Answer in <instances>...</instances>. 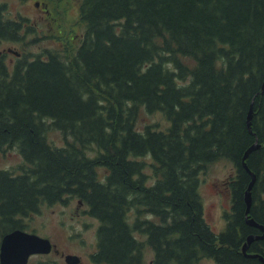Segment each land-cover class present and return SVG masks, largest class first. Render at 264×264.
<instances>
[{
  "label": "trees",
  "instance_id": "1",
  "mask_svg": "<svg viewBox=\"0 0 264 264\" xmlns=\"http://www.w3.org/2000/svg\"><path fill=\"white\" fill-rule=\"evenodd\" d=\"M0 42L23 19H6ZM77 45L0 63V151L18 147L19 172L0 168V224L69 196L99 220L96 262L264 264V0H81ZM253 103L251 129L248 113ZM166 128L137 125L140 108ZM60 131L57 145L48 132ZM256 173L252 205L245 191ZM229 159L232 206L216 232L205 218L201 174ZM10 229V230H11ZM37 264H59L40 260Z\"/></svg>",
  "mask_w": 264,
  "mask_h": 264
},
{
  "label": "rangeland",
  "instance_id": "2",
  "mask_svg": "<svg viewBox=\"0 0 264 264\" xmlns=\"http://www.w3.org/2000/svg\"><path fill=\"white\" fill-rule=\"evenodd\" d=\"M37 1L40 2L39 5ZM3 3L6 4L4 15L6 19L24 20L20 37L11 38L6 35L0 42V49L3 46H12L22 51L20 57L13 52L5 53L2 60L9 69L18 62L19 58L26 56L33 58L37 54L43 56L49 49H62L63 45L70 47L73 44L77 45L81 40L80 37L85 30L84 25L78 23L81 0H0V4ZM148 124L157 128H166L169 120L161 111L149 112L141 107L137 125L144 129ZM48 136L54 144H65L62 133L56 129L50 130ZM23 163L24 158L17 146L11 147L6 152L0 151V168L19 172ZM235 170L232 161L219 159L209 164L201 174L200 192L205 218L216 232L226 227L224 212L230 210L232 206V193L228 180L235 174ZM23 222L22 228L48 237L53 244L49 253L31 255L28 264H37L40 260L49 259L56 260L59 264H70L65 259L67 254L80 257V261L75 264H110L96 262L92 258V253L97 250L99 220L89 214L87 205L79 203L78 197L69 196L65 201L42 204L39 211L24 215ZM10 229L0 224V241L3 234ZM136 235L144 240L143 264H152L154 250L146 242V235L138 232ZM245 253L252 252L247 249ZM197 264L220 263L214 258L202 257Z\"/></svg>",
  "mask_w": 264,
  "mask_h": 264
},
{
  "label": "water",
  "instance_id": "3",
  "mask_svg": "<svg viewBox=\"0 0 264 264\" xmlns=\"http://www.w3.org/2000/svg\"><path fill=\"white\" fill-rule=\"evenodd\" d=\"M39 4V2H37ZM15 53L19 54L18 50L10 49ZM262 91H264V83L262 85ZM253 113V103L248 113V126L251 129V118ZM259 146L256 140L251 146H249L243 154V165L252 175V179L248 184L245 191V202H246V214H249L252 205V188L256 181V173L253 172L247 164L246 159L250 152ZM248 222L254 226H257L264 230V225L256 221L254 218H248ZM264 237L263 234L254 235L251 234L247 237V241L243 246V250L246 252L249 244L254 238ZM53 248V244L48 237L41 236L36 232H30L23 228H14L6 233L1 240L0 258L3 264H28L30 256L36 253H49ZM259 256L264 261V256L259 253L252 254ZM65 259L70 264H75L80 261V257L75 254L65 255Z\"/></svg>",
  "mask_w": 264,
  "mask_h": 264
},
{
  "label": "flooded vegetation",
  "instance_id": "4",
  "mask_svg": "<svg viewBox=\"0 0 264 264\" xmlns=\"http://www.w3.org/2000/svg\"><path fill=\"white\" fill-rule=\"evenodd\" d=\"M10 49H15L14 47H12V46H6V47H2L1 49H0V62H3V60H2V58L4 57V55H5V53H7V52H13L12 50H10ZM19 52H20V54H16L18 57H20L21 56V54H22V51H20V50H18ZM13 53H15V52H13ZM79 203H83V202H81L80 200H79ZM17 228H19V227H17ZM14 229V228H13ZM12 230V229H11ZM10 230V231H11ZM9 232V231H8ZM7 232V233H8ZM6 234V233H5ZM5 234H3V236L5 235ZM2 236V237H3ZM1 240H2V238H1ZM0 250H1V241H0ZM0 264H3L2 263V261H1V258H0Z\"/></svg>",
  "mask_w": 264,
  "mask_h": 264
}]
</instances>
